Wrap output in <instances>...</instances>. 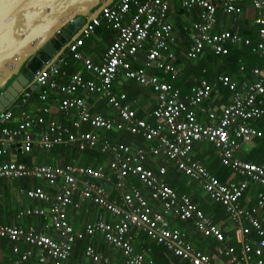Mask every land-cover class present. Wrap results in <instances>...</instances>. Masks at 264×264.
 <instances>
[{
    "label": "built area",
    "instance_id": "obj_1",
    "mask_svg": "<svg viewBox=\"0 0 264 264\" xmlns=\"http://www.w3.org/2000/svg\"><path fill=\"white\" fill-rule=\"evenodd\" d=\"M172 1L113 0L68 44L66 52H62L54 62L47 61L46 66L35 73L36 86L40 87L39 98L46 100L51 92L59 94L61 98L57 101V109L74 115L71 126L65 127L53 120L46 122L42 115L34 117L24 112L15 126H7L14 117V108L27 101L29 92H25L16 104L12 102V107L8 106L0 112V156L6 153L3 145L15 142L19 137L22 138L21 150L29 151L34 141L28 132L36 124H47V131L37 137L40 146L50 148L60 143H75L80 149L98 146L101 152L112 156L108 162V172L102 167L83 165L27 166L23 163L0 162V179L40 178L48 185H55L59 178L62 179L60 190L53 197L41 186L20 190L27 198L46 206L23 208L16 213L15 219L19 222L26 216L36 215L48 217L49 220L43 225L44 232L19 223L0 224V240L21 241L27 245L24 251L14 247L17 257L7 264H23L32 257L34 250H38L36 264H68L74 242L96 233L122 251L124 264H153L152 260L143 263L144 252L133 251L129 236L133 227L143 228L150 239L162 243L175 256L190 264H214L207 254L193 248L186 240L185 231L169 226L166 214L171 213L181 220H192L203 235L216 240L219 244L215 250L218 256H228L234 264H264V228L253 215L255 209L249 211L239 205L251 182L264 187V161L255 163L236 157V152L243 144L262 136L261 130L251 122L264 120V0H249L256 12L253 23L258 27V39L255 44L249 37L227 30H214L217 8L221 7L225 13L240 14L242 9L239 5L245 0H181V6L186 10L201 8L199 20L191 24L194 31L189 33L188 58H196L205 47L215 54H226L225 44L230 43L250 46L252 52L263 61L262 67L252 69L254 80L251 82L238 83L228 75L220 74L213 82L202 79L192 94L183 97L163 77L149 73L151 68H158L173 78L178 72L169 63L175 58L170 46L177 41L169 20ZM102 21L106 28L116 32V37L108 46L102 63L98 64L84 56L80 49L84 39L92 36ZM140 52H143V65L134 68L132 61L137 60ZM70 56L73 61L82 63L90 77L67 73L64 67ZM119 73L155 93L157 104L150 114L153 124L138 118L137 110L129 103H124L125 92H114L113 85ZM220 85L231 93L230 102L221 105L218 114L212 111L207 113L209 120L215 121V124H202L196 117L195 108L200 107ZM78 91L86 95L93 94L105 101L114 113L110 116L92 113L85 98L75 95ZM42 110L47 112V106ZM82 125L105 131L125 130L153 141L155 146L141 149L110 143L100 140L91 131H82ZM202 140L214 145L222 164L230 168L232 175L239 176L240 180L221 181L192 160L193 144ZM159 152L174 161L181 173L201 183L209 198L221 204L230 218L240 224L243 236L252 231L261 236L257 245L252 246L248 241H243L238 255L234 247L223 245L225 236L219 227L205 217L189 196L177 193L165 181L166 168L160 166L154 171L143 165L148 154ZM111 174L116 180L113 187L121 191L125 187L124 180L136 176L149 189L150 197L159 203L161 211L153 210L136 188L122 192V207L108 200L103 188L95 182L108 184ZM78 199H89L105 207L117 215V222L112 224L100 218L88 222L81 230H75L67 219L66 210L70 206H79ZM256 206L264 207V192L257 195ZM47 230L55 232L54 235L47 234ZM85 254L95 263L112 264L92 245H87Z\"/></svg>",
    "mask_w": 264,
    "mask_h": 264
},
{
    "label": "crops",
    "instance_id": "obj_2",
    "mask_svg": "<svg viewBox=\"0 0 264 264\" xmlns=\"http://www.w3.org/2000/svg\"><path fill=\"white\" fill-rule=\"evenodd\" d=\"M172 3L173 5L171 6V9H170L169 20L173 24L175 35L177 37V41L172 47V50L174 52L175 51L174 46H177L180 43L184 44L185 41L188 42V39L184 38V35L182 34V31L180 30L179 25L181 24L185 26L190 25V23H192L193 21H196L199 17L197 18V13H198L197 11L182 12L181 10L183 7L181 6V0H173ZM241 7H242V10L244 8L246 9L247 7H250L249 0H245V2L241 4ZM253 14H255V12H253L252 10L249 16H253ZM240 17L242 18L243 16L241 15L238 16L237 14H234L235 19L237 18L239 19ZM249 21L251 22V20ZM233 24L235 25L236 23H234V21L231 20V16L229 14H224L220 16L217 29L218 31L230 30L229 28L234 27ZM236 29H238V27H235L234 30ZM115 37H116V32L105 31V29L104 30L101 29V32L98 31L94 33L92 36L84 39V45L83 47H81L80 51L83 53L84 56L91 59L93 62L100 63L102 62L104 58V55L107 51L108 46L113 42ZM185 58L188 59L186 54H185ZM68 60H69L68 61L69 65L73 64L75 66L73 67L74 71L72 73H80L84 77H90L89 72L85 70L81 62L73 61L72 59H69V57H68ZM142 62H143V58L137 59L136 63L140 64ZM68 64L64 67L65 70ZM180 65H182V63L180 64L173 63V66L177 69V71L181 69ZM157 70L158 68H151L149 70V73L163 77L167 81L166 79L167 75L163 74V72H161L160 69H159L160 72H157ZM178 74L179 73L177 72L175 76H178ZM188 77H189L188 82L185 84L181 83V85H184V87L189 89V92H185V90H183L182 88L180 89L178 86L171 83V81L174 82L173 80L175 79V77H173L171 80L167 82L171 84V86L174 89H177L180 95L183 97L185 96V94H190L191 92H193L194 88L199 85V82L202 79L209 80L204 77H201V75H199L196 72H193ZM137 86L140 87L132 80L127 79L122 73H119L117 77V81L115 83V89L114 88L113 89H114V92L117 93V92H122V91L124 92V90L129 91V87L135 88ZM145 92L146 93L141 94L138 97H135L136 98L134 101L135 104L131 106L136 107L134 109L137 110V114L139 111H141V114L139 115V117H144V119L148 123L153 124L154 120L151 117H149V114L156 108L157 98H156L155 93L152 92L151 90L147 89V91ZM39 93H40V87L38 86H36L34 89H32L29 92V97L27 98V101L25 103H21L20 105L14 108V117L12 121L7 124V126H12V127L15 126L17 122L20 120V116L23 112L27 113L30 116H34V117L41 115L44 112L42 110L44 106H47L48 108V111L44 112L46 113L44 114L45 115L44 118L46 122L53 120L57 123L58 122L61 123L65 127L72 125V121L75 119L74 115L68 117L67 116L68 114H65L64 116H62L60 111L57 109V101L59 98H61L59 94H56L55 92H51L48 95L46 100H41L39 98ZM24 95L25 94H22L18 98H16L13 101V104H16L17 102H19L22 96ZM75 95L82 96L83 98H85L86 103L88 104L90 108V111L94 114H102L104 116H110L111 114L114 113V110L105 101L98 99L93 94L86 95L84 92L78 91ZM230 95L231 93L228 91V95L223 96L222 90L217 89L214 92L211 99L205 100L200 107L195 108L196 117L198 121L202 124H215V121L209 120L207 113L209 111H212L218 114L220 111V106L225 105L230 102ZM12 106L13 105L11 103L9 107H12ZM46 125L39 127L38 124H36L29 129L28 133L32 135V138L34 141L29 151L21 150L20 148L22 144L21 137L17 138L15 142L5 143L3 146L6 148V153L0 156V162L23 163L27 166L43 165V164H48V165H53V166H66L70 164L82 165L83 164L85 166L93 167V168L102 167L103 169L106 170V172H108L107 170L108 162L112 159V156L109 153L101 152L98 146L86 147L85 150L88 149L90 150L89 152L93 153L91 157L92 159H87L86 161L78 160V162H84V163L86 162V164L70 163V162L65 163V164H60L59 160H64L67 162V161H71L73 158L71 159L70 157H65V156L60 158L59 156H56L54 153H52L51 149L57 146H60V145H65L66 147H71V149H73V147H76L74 145L75 143L74 144L60 143L57 145L55 144L54 146L50 148L40 146L38 144L37 137L40 136L38 134H41L47 131V128L45 129ZM83 127L84 125H82L81 129ZM73 130H75V128H73ZM113 131H125V130L113 129V130L105 131L102 129H96V128L91 127V132L93 134H96L100 138V140H106V138L104 137V134L107 135L109 133H113ZM125 132L128 134H131L127 131ZM139 138L142 140L140 136ZM254 140L251 143H247V144L245 143L242 145V148L237 152V156L240 159L246 160L245 158L248 156V153L254 147ZM206 143H210V142L206 140H202V141H197L193 144L192 152H191L192 160L197 161L202 166H204L212 175L219 178V175H221L220 174L221 173L220 171L221 162L216 154V151L214 150L215 148L211 146L212 144L210 143L211 145L210 147H208V146H205ZM130 146L133 148L149 149L151 147H154L155 144L154 142H148V141H145L144 139H143V142H141L138 139L137 144L130 145ZM103 154L105 155L103 156ZM213 156L217 158V161H218L217 165L213 164V161H214L212 160ZM100 157L101 158L103 157V158L101 159ZM255 163H258V162H255ZM208 164H209V168H207L206 166ZM143 165L146 168L154 170V171H157L160 166H164L166 168L164 179L172 188L176 190V188L172 186L169 181H171L172 184L173 182H176L177 184L180 183L181 185L180 187L183 191L178 192L177 190L178 193L189 196L191 201H193L197 205L201 201L202 208L199 206V209L201 208L200 210H202V212L204 213L205 217L208 220H210L212 223L216 224L219 227V229L223 232L225 236L224 242L222 244L226 246L234 247L235 254L237 255L239 254L240 249L242 248L243 241H248L249 243H251L252 246H256L258 241L261 239V236H259L254 231H252L247 236H243L241 232L240 224L238 222H234L230 218L229 214L226 212L224 207L221 204L213 200L211 201L209 196L203 190L201 183L181 173L176 168L175 162L168 159L164 153L159 152L158 154H154V153L148 154L146 159L143 161ZM181 176L187 177L191 179L192 181H188L189 185H187V183L184 182ZM110 177H111V182H109L108 184H103L102 182L101 183L95 182L103 188L106 194V198L108 200L113 201L119 207H122L124 205L123 199H122V192L130 191L132 188H136L144 195L148 205L153 210L161 211V208L159 207V203H157L155 200H153L150 197L149 189L145 185H143L136 176H129L124 180L125 187L123 191L115 189L113 187V184L115 183L116 180L113 174H111ZM131 177H134V178H131ZM228 179H234L238 181L240 180V177L230 174L226 180ZM10 181H13V183H11ZM90 181H93V180H90ZM61 183H62V179L60 178L57 180V183L55 185H48L44 179H40V178H28V177L21 178V179L1 178L0 179V224L10 225V224L19 223V225L21 226H32L34 228H39L44 232L45 230L43 229V225L45 222L49 220L48 217L43 218L42 216H36V215L26 216L23 219L19 220V222L15 219L16 213H18V211L23 208H29V207H35V206H41V205L46 206L44 203L27 198L22 192H20V190L21 189L26 190V189L34 188L37 186H41L49 193L51 197H53L60 190L59 185ZM192 183L193 184L195 183L196 187L193 186ZM198 187L202 192L197 189ZM14 192L17 193V196L11 197L12 193ZM260 192H264V187L251 182L247 190L245 191L244 196L240 199L239 205L240 207L246 210H249V211H251L252 209H255V211L253 212V215L258 220L260 225L264 228V207L260 208L256 206L257 195ZM79 202H80L79 206L77 207L70 206L66 210L68 221L74 229L81 230L84 228V226L88 222H93L100 218L112 224H115L117 222V215H115L113 212L106 209L105 207L99 206L93 203L89 199H86V200L82 199V200H79ZM168 219L170 220V224L172 228L179 227L178 229H180L179 223H181V221H184V222L188 221V220H179L177 217L171 216V215L168 216ZM177 219L179 220L178 222H177ZM191 223L192 224H191L190 233L188 231L186 233V240L193 246L194 249L202 251L203 253L207 254L210 257L211 263L234 264L233 262L230 261V258L228 256H218L215 251L216 246L219 245L218 242H216V240H214L211 237H207L203 235V233L200 232L195 227L193 221ZM133 229L138 230V233L136 234L132 233ZM180 230L184 231L182 229ZM46 233L49 235H54L55 232L53 233L52 231L47 230ZM231 233H234L235 241L231 240V236L229 235ZM129 236H131V242L133 243L136 252L137 251L144 252L145 257L152 260L153 254H152V249L150 248L151 247L150 246L151 242L149 240L150 238L147 237V235H145V233L141 231V229L135 228V227L131 228L129 232ZM201 236L204 238L201 239L200 238ZM85 240H86V244L93 245L103 256L108 257L111 260L112 264H123V259H122L123 255L121 254V252L117 250L116 248H113L112 246H108L104 242L103 236L100 233H96L93 236H86ZM195 241H203L204 243L203 248L199 249ZM14 247H17L19 251H24L27 248V245L21 241L20 242H10L5 239L0 240V264H7L8 262L12 261L13 259L17 257V254L14 253ZM165 249L170 255L174 256L177 259L176 263L174 264H190L187 260L185 259L183 260L175 256L168 248H165ZM202 249H204L205 251ZM84 250L85 249H83V252L81 254H76V251L74 248V251L71 257L68 260L69 264H95L92 262L90 258L85 256ZM36 251L38 250H34L32 257L28 261H25L24 263L28 262L29 264L30 263L36 264V254H37Z\"/></svg>",
    "mask_w": 264,
    "mask_h": 264
},
{
    "label": "water",
    "instance_id": "obj_3",
    "mask_svg": "<svg viewBox=\"0 0 264 264\" xmlns=\"http://www.w3.org/2000/svg\"><path fill=\"white\" fill-rule=\"evenodd\" d=\"M113 0H0V112Z\"/></svg>",
    "mask_w": 264,
    "mask_h": 264
},
{
    "label": "trees",
    "instance_id": "obj_4",
    "mask_svg": "<svg viewBox=\"0 0 264 264\" xmlns=\"http://www.w3.org/2000/svg\"><path fill=\"white\" fill-rule=\"evenodd\" d=\"M172 2H171V6L173 5ZM171 6H170V9H171ZM239 6L241 7V4ZM241 9H242V7H241ZM200 10H201V8H194L193 10H190V11L186 10L185 8H182L181 11L182 12L197 11L198 12L197 18H198L200 15V13H199ZM252 10H253V12H255V9L251 5H250V7H247L246 9L244 8L240 14H237L238 16L241 15L243 17L242 18L240 17L239 19L238 18L235 19L233 13H225L221 7L217 8V10L215 11V14H214L215 18H216V25H215L214 30L218 31L217 27H218V22H219L220 16L224 15V14H229L231 16V20H233L234 23H236V24L235 25L233 24L234 27L229 28L230 30H227V31H230L232 34L237 33L238 35L249 37L252 40V44H255L256 40L258 39V27H257V25H255L253 23L256 12H255V14H253V16H249L250 13L252 12ZM249 20H251L252 23ZM179 26H180V30L182 31V34L184 35V38H187L188 42L185 41L184 44L180 43L177 46H174L175 47V51H174L175 58L173 60H170L169 63H171L172 66H173V63L174 64L182 63V65H180L181 69H179V71H178V73H179L178 76H175V79L173 80L174 82L171 81V83L175 84L180 89L182 88L183 90H185V92H189V89L184 87V85H181V83H184V84L187 83L188 78H189L188 76H190L193 72L198 73L199 75H201V77L209 79L210 81H211V79H212V81L215 80L218 75L224 74V75H228L232 80H235L238 83H242L243 81H253L254 76L252 74V69L255 67H262V65H263V61L258 57L257 54L252 52L250 46L239 45V44H230V43H227L225 45V48L227 49L226 54H215L214 51H211L209 49H205L203 51V53L198 56L197 59H189V58L186 59L185 54H186L187 50L189 49V44H190L189 43V33L194 31V29H192L191 23H190V25H186L187 26L186 29L184 28L185 25H183V24H181ZM235 27H238L239 30L238 29L234 30ZM101 29H103V30L105 29V31H113L111 29L106 28L105 23L103 21H102L101 25H98L96 27L95 33L98 31L101 32ZM182 41H184V40H182ZM170 47H173V45H171ZM64 52H66V50ZM69 58L71 59V56ZM142 58L144 60L143 52H140V55L138 56L137 59H142ZM187 60L188 61L189 60H195V62L190 63V61H189V63H187L186 62ZM136 62H137V60L132 61L133 67H140L143 65V62L140 64L136 63ZM100 63H102V62H100ZM100 63H98V64H100ZM73 67H75L73 64H70V65L68 64V66L66 67V70L68 71V73H72L74 71ZM157 72H160L159 69L157 70ZM161 72H162V70H161ZM165 75H167V78H166L167 81L172 79L170 74L169 75L165 74ZM113 86H114L113 88L115 89V83ZM218 89L222 90L223 96L228 95V90L226 88H224L223 86L220 85L218 87ZM145 91H147V89H145L144 87H141V86L140 87L137 86L135 88L129 87V91L124 90V92L126 93V99L124 100V103L127 102V103H129L130 106L131 105L133 106L135 104L134 103V101L136 99L135 97H138L139 95L146 93ZM190 94H192V92ZM262 98H263V106H264V95L262 96ZM132 108H136V107H132ZM60 113L62 116L65 115V113L62 111H60ZM44 114H46V113H42L41 115L45 116ZM140 114H141V111H139L137 115L139 116ZM67 116L70 117L73 115L68 114ZM251 124L254 125L256 128H258L259 130H261L262 136L258 137L254 140V147L250 150V152L248 153V156L245 159L247 161H250V162H258L259 163V162L264 160V120L251 122ZM44 125L45 124H43L42 126H44ZM42 126H39V127H42ZM45 129H46V127H45ZM82 131H91V127L88 125H84V127L82 128ZM104 137L106 138V141H108L110 143H114V144L134 145V144L138 143V139L141 142H143V139L141 140L139 138V136L133 135V134H128L125 131H113V133H109L107 135L104 134ZM74 145L76 147H73V149H71V147H66L65 145H60V146H57V147L51 149V152L54 153L56 156H59L60 158L64 157V156L70 157L71 159L73 158L71 161H67V162L64 160H59L60 164H65V163H69V162L70 163H84V162H78V160L86 161L87 159H92L91 157H92L93 153L89 152L90 150H88V149L85 150L86 148L81 150L78 145H76V144H74ZM211 146L213 148H215L213 144ZM214 150L216 151V154H217L216 148ZM104 155L105 154H103V156ZM217 156H218V154H217ZM218 158H219V156H218ZM219 160H220V158H219ZM220 162H221V160H220ZM84 164H86V162ZM83 166H85V165H83ZM206 166H207V168H209V164ZM220 171H221V173H220L221 175H219V178L221 181H225L228 178V176L230 174H232V170L230 168L224 166L222 164V162L220 164ZM131 178H134V177H131ZM169 182L172 186H174L176 188V191L177 190H178V192L183 191L180 187L181 186L180 183L177 184L176 182H173V184H172L171 181H169ZM199 206L200 207L202 206L201 201L199 202L197 207L199 208ZM178 221L179 220L177 219V222ZM191 222L192 221H190V220L185 221V222L181 221L182 224L179 223L180 229L184 230L186 233H187V231L190 233L191 224H192ZM145 235H147V233H145ZM147 237H149V236L147 235ZM200 238L203 239L204 237L201 236ZM85 239H86V237L84 239L77 240L75 242L74 248H75L76 254H81L83 252V249H85L86 246L89 245V244H86ZM149 240L151 242L150 248L152 249V254H153V256H152V262L154 261L153 264H174V263H176L177 259L174 256L170 255L166 251V249H165L166 247L164 245H162V243H158L152 239H149ZM195 243L199 247V249L203 248V244H204L203 241H195ZM253 243H255V242H253ZM202 250H204V249H202ZM73 251H74V249H73ZM134 251L136 252V250H134ZM139 252L140 251H137V253H139ZM122 259H123V264H124L125 260H124L123 256H122ZM148 260H151V259L144 256L143 263L147 262ZM24 264H29V263L26 262Z\"/></svg>",
    "mask_w": 264,
    "mask_h": 264
},
{
    "label": "bare ground",
    "instance_id": "obj_5",
    "mask_svg": "<svg viewBox=\"0 0 264 264\" xmlns=\"http://www.w3.org/2000/svg\"><path fill=\"white\" fill-rule=\"evenodd\" d=\"M198 20H199V18H198L196 21H198ZM194 22H195V21H193L192 23H194ZM192 23H191V24H192ZM226 44H227V43H226ZM226 44H225V45H226ZM205 49H209V50H211L209 47H205V48L203 49V51H204ZM203 51H202L200 54H202ZM211 51H212V50H211ZM200 54H199V55H200ZM199 55H198V56H199ZM198 56H197L196 58H193V59H197ZM189 59H190V58H189ZM37 71H38V70H37ZM207 81H208V82H213L214 80H213V81H209V80H207ZM248 82H251V81H248ZM170 85H171V84H170ZM215 91H216V90L213 91L212 95H211L208 99H211V98H212V96H213V94H214ZM156 98H157V97H156ZM208 99H206V100H208ZM150 114H151V113H150ZM150 114H149V117H150ZM137 117L140 118V119H144V117H139L138 115H137ZM133 135H135V134H133ZM144 140H145V141H148V142H153V141H149V140H146V139H144ZM241 148H242V147H241ZM238 151H239V150H238ZM238 151H237V152H238ZM237 152H236V157H238V156H237ZM238 158H239V157H238ZM71 165H72V164H71ZM224 166H225V165H224ZM226 167H227V166H226ZM210 174H211V173H210ZM213 176H214V175H213ZM215 177H216V176H215ZM216 178H217V177H216ZM173 189H174V188H173ZM174 190H175V189H174ZM175 191H176V190H175ZM176 192H177V191H176ZM177 193H178V192H177ZM169 215H171V216H175V215L172 214V213H171V214H166V218H167V219H168V216H169ZM175 217H177L179 220H181V219L179 218V216H175ZM67 219H68V218H67ZM168 221H169V226L172 227L171 224H170V220H169V219H168ZM140 229H141V231L147 233L146 230H144L143 228H140ZM75 230H77V229H75ZM84 238H85V237H84ZM84 238H83V239H84ZM103 239H104V238H103ZM77 240H81V239H77ZM77 240H76V241H77ZM76 241H75V242H76ZM75 242H74V245H75ZM104 242H105L108 246H112L113 248H116L117 250H119V251L121 252V254L123 255L124 259H125L124 254L122 253V251H121L119 248H117L116 246H114V245H112V244H108V243L105 241V239H104ZM130 243H131V245H132V247H133V251H134V250H135V247H134L133 243L131 242V236H130ZM74 245H73V247H72V251H71V253H70V255H69L68 259H67V263H68V264H69L68 260H69V258L71 257L72 252H73V249H74ZM89 245H91V244H89ZM92 246H93V245H92ZM86 247H87V246H86ZM93 247H94V246H93ZM94 248H95V247H94ZM85 249H86V248H85ZM95 249H96V248H95ZM96 251L99 252L97 249H96ZM99 253H100V252H99ZM84 254H85V250H84ZM100 254H101V253H100ZM101 255H102V254H101ZM85 256H86V254H85ZM102 256H103V255H102ZM87 257H88V256H87ZM104 257H106V256H104ZM88 258H89V257H88ZM107 258H108V257H107ZM90 259H91V258H90ZM91 260H92V259H91ZM109 260H110V259H109ZM110 261H111V260H110ZM92 262L95 263L93 260H92ZM95 264H98V263H95Z\"/></svg>",
    "mask_w": 264,
    "mask_h": 264
},
{
    "label": "rangeland",
    "instance_id": "obj_6",
    "mask_svg": "<svg viewBox=\"0 0 264 264\" xmlns=\"http://www.w3.org/2000/svg\"><path fill=\"white\" fill-rule=\"evenodd\" d=\"M189 61H190V63L195 62V60H189ZM189 61L187 60L186 62L189 63ZM129 82H131V81H129ZM205 146L210 147V143H206ZM205 151H206V149H205ZM208 153H209V152H208ZM215 155H216V154H215ZM212 160H214V161H213V164H214V165H217L218 161H217V158H216L215 156H213ZM181 178L184 180V182L187 183V185H189L188 181H192L191 179H189V178H187V177H184V176H181ZM10 182L13 183V181H10ZM192 184H193V183H192ZM193 186L196 187L195 183L193 184ZM197 189H198L199 191H201V190L199 189V187H198ZM201 192H202V191H201ZM10 195H11V194H10ZM16 196H17V193L14 192V193H12V196H11V197H16ZM177 225H179V224H177ZM132 233L136 234V233H138V230L133 229V230H132ZM229 235L231 236V240H232V241H235L234 233H231V234H229Z\"/></svg>",
    "mask_w": 264,
    "mask_h": 264
}]
</instances>
